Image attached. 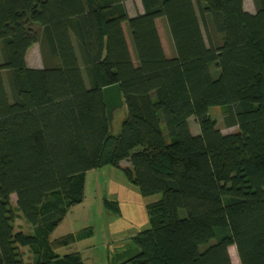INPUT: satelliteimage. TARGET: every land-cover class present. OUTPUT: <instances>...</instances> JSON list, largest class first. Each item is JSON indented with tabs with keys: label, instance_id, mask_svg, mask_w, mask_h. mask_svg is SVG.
Returning a JSON list of instances; mask_svg holds the SVG:
<instances>
[{
	"label": "trees",
	"instance_id": "trees-1",
	"mask_svg": "<svg viewBox=\"0 0 264 264\" xmlns=\"http://www.w3.org/2000/svg\"><path fill=\"white\" fill-rule=\"evenodd\" d=\"M129 1L0 0V264H84L56 246L87 232L51 235L105 165L161 194L118 264H233L230 246L241 264H264V0L253 11L245 0H140L133 15ZM34 44L42 67L28 64ZM115 83L118 133L103 98ZM213 106L235 132L222 133ZM13 194L32 232L15 229Z\"/></svg>",
	"mask_w": 264,
	"mask_h": 264
},
{
	"label": "rangeland",
	"instance_id": "rangeland-1",
	"mask_svg": "<svg viewBox=\"0 0 264 264\" xmlns=\"http://www.w3.org/2000/svg\"><path fill=\"white\" fill-rule=\"evenodd\" d=\"M128 7L132 11L137 7L142 8V4L140 0L129 1ZM245 7L253 11V0H245ZM158 25L167 54L171 55L172 46L166 25L162 20ZM27 57L30 65L43 66L38 44L32 45ZM223 111V107L213 106L209 113L217 121V127L222 133L235 132L237 127H226ZM125 113L126 107L116 112L113 132H119ZM189 124L193 134L200 133L199 125L194 117L189 119ZM122 166L128 167L129 164L124 161ZM159 198H161L159 193L150 196L141 195L129 176L115 166L105 165L88 171L83 201L70 209L52 233L51 238L57 239L68 233H79L82 230L89 235L68 246H56V250L61 255L75 254L84 264H118L121 261L119 255L136 250L135 236L138 232L150 227L148 204ZM11 203L15 210V229L32 232V227L17 208L15 194L11 196ZM224 233V230H217L215 239L208 244L214 243ZM208 244L201 245V248L204 249ZM21 250L24 259L30 261L32 256L28 247H22ZM229 253L233 264H241L237 252L235 253V246L229 247Z\"/></svg>",
	"mask_w": 264,
	"mask_h": 264
},
{
	"label": "water",
	"instance_id": "water-1",
	"mask_svg": "<svg viewBox=\"0 0 264 264\" xmlns=\"http://www.w3.org/2000/svg\"><path fill=\"white\" fill-rule=\"evenodd\" d=\"M103 98L106 106L110 128L113 131V121L116 112L125 108V101L120 85L118 83H115L105 86L103 88Z\"/></svg>",
	"mask_w": 264,
	"mask_h": 264
},
{
	"label": "crops",
	"instance_id": "crops-1",
	"mask_svg": "<svg viewBox=\"0 0 264 264\" xmlns=\"http://www.w3.org/2000/svg\"><path fill=\"white\" fill-rule=\"evenodd\" d=\"M135 1H137V0H135ZM129 8V7H128ZM144 10H143V7L142 8H136V9H134V10H130L129 9V13L131 14V15H133V14H137L138 12L139 13H142ZM251 11V10H250ZM30 50V49H29ZM29 50H28V53H29ZM28 55V54H27ZM27 61H28V57H27ZM29 64V63H28ZM30 65V64H29ZM31 67H36V68H38V67H40V66H37V65H30Z\"/></svg>",
	"mask_w": 264,
	"mask_h": 264
}]
</instances>
